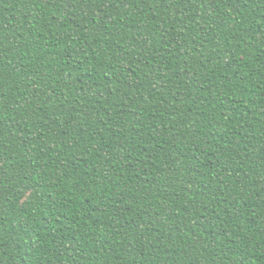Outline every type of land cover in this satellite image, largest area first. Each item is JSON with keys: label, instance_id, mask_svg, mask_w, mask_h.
Masks as SVG:
<instances>
[{"label": "trees", "instance_id": "obj_1", "mask_svg": "<svg viewBox=\"0 0 264 264\" xmlns=\"http://www.w3.org/2000/svg\"><path fill=\"white\" fill-rule=\"evenodd\" d=\"M0 264H264V0H0Z\"/></svg>", "mask_w": 264, "mask_h": 264}]
</instances>
